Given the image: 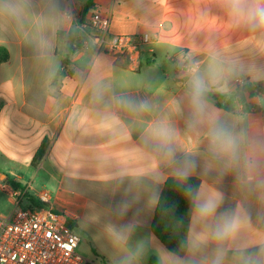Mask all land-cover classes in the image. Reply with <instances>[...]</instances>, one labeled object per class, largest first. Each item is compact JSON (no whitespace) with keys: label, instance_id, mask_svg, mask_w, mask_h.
Listing matches in <instances>:
<instances>
[{"label":"crops","instance_id":"obj_1","mask_svg":"<svg viewBox=\"0 0 264 264\" xmlns=\"http://www.w3.org/2000/svg\"><path fill=\"white\" fill-rule=\"evenodd\" d=\"M89 2L83 20L66 17ZM95 10L111 18L105 42L84 26ZM144 34L151 41L137 52L110 51L116 37ZM0 46L10 55L0 64V183L23 190L26 209L43 207L47 191L45 206L79 232L88 263L264 264V96L246 95L233 111L213 99L238 80L264 81V30L234 23L221 0H0ZM194 77L206 86L196 123ZM217 128L234 152L213 148ZM185 161L199 186L177 256L152 223ZM0 194L8 215L13 200ZM214 199L215 212L201 217L197 204ZM237 209L247 222L216 240V225Z\"/></svg>","mask_w":264,"mask_h":264},{"label":"built area","instance_id":"obj_2","mask_svg":"<svg viewBox=\"0 0 264 264\" xmlns=\"http://www.w3.org/2000/svg\"><path fill=\"white\" fill-rule=\"evenodd\" d=\"M69 20H83L84 10L70 7L66 11ZM111 18L99 10L91 15L84 26L94 31L105 42ZM148 34L142 37L118 36L109 45L112 53L125 50L137 52L141 43H148ZM238 86L245 83L237 81ZM0 189L14 203L8 215L0 213V264H86V259L78 252L80 237L68 226L64 216L55 214L45 205L50 202V195L42 191L38 198L43 207L26 209L22 207L25 192L11 183L1 182Z\"/></svg>","mask_w":264,"mask_h":264},{"label":"trees","instance_id":"obj_3","mask_svg":"<svg viewBox=\"0 0 264 264\" xmlns=\"http://www.w3.org/2000/svg\"><path fill=\"white\" fill-rule=\"evenodd\" d=\"M91 6L89 2L84 7V17ZM10 58L8 50L0 46V64ZM246 95L249 97L264 96V81L246 83L229 94H215L216 104L227 111H233L238 105H244ZM40 155H38V158ZM36 157V160L38 159ZM189 186L192 191L189 192ZM199 180L195 178H169L165 182L159 198L152 223L153 235L171 252L183 256L187 249V239L192 212L195 205V196ZM68 226L71 227L70 224ZM94 264V263H86ZM107 264V263H105ZM150 264H156L152 258Z\"/></svg>","mask_w":264,"mask_h":264},{"label":"clouds","instance_id":"obj_4","mask_svg":"<svg viewBox=\"0 0 264 264\" xmlns=\"http://www.w3.org/2000/svg\"><path fill=\"white\" fill-rule=\"evenodd\" d=\"M223 6L228 10L233 22L237 25L246 24L252 29L264 30V0H221ZM214 58V57H213ZM206 86L198 77L192 80V120L193 123L198 122V119L203 116L205 110L204 94ZM227 133L217 128L212 135L211 144L213 148L222 147L225 151H235V141L226 139ZM171 154L169 150V155ZM250 167H255V164L250 163ZM194 164L191 161L183 162L182 166L177 170V175L182 179H186L193 170ZM192 189L189 186V192ZM218 204V199L208 200L197 204V211L201 217H208L215 212ZM248 220L247 214L242 210L237 209L231 213H225L220 223H218L213 232V236L218 241H224L233 236L240 227ZM219 264V260H217ZM245 264H255L253 257L249 256L245 259Z\"/></svg>","mask_w":264,"mask_h":264},{"label":"rangeland","instance_id":"obj_5","mask_svg":"<svg viewBox=\"0 0 264 264\" xmlns=\"http://www.w3.org/2000/svg\"><path fill=\"white\" fill-rule=\"evenodd\" d=\"M84 10V8H82ZM81 10V9H80ZM11 204L2 196V194H0V212H8L11 209ZM75 232L77 234H79V232L77 230H75ZM86 248V245L84 244V242L81 243V246L78 248V252L82 255L83 249Z\"/></svg>","mask_w":264,"mask_h":264}]
</instances>
